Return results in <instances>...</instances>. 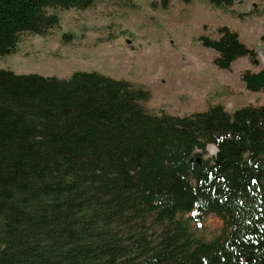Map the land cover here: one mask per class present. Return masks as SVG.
<instances>
[{
    "label": "trees",
    "instance_id": "16d2710c",
    "mask_svg": "<svg viewBox=\"0 0 264 264\" xmlns=\"http://www.w3.org/2000/svg\"><path fill=\"white\" fill-rule=\"evenodd\" d=\"M94 1L0 0V56L58 26L49 9ZM218 35L198 38L217 68L254 58L236 31ZM241 79L264 92L263 69ZM150 96L95 70L0 68V264H264V105L178 115ZM210 214L223 228L205 240L192 223Z\"/></svg>",
    "mask_w": 264,
    "mask_h": 264
},
{
    "label": "rangeland",
    "instance_id": "374dc122",
    "mask_svg": "<svg viewBox=\"0 0 264 264\" xmlns=\"http://www.w3.org/2000/svg\"><path fill=\"white\" fill-rule=\"evenodd\" d=\"M49 10L60 16L59 25L44 34H21L16 49L0 56V68L63 78L95 70L149 90L143 105L152 112L264 105V92L247 90L241 79L247 69L264 70V0H95L86 9ZM222 25L237 32L254 58L239 57L229 69L213 64L215 51L198 38H217ZM210 145L204 158L214 155ZM222 228L214 214L192 223L205 240Z\"/></svg>",
    "mask_w": 264,
    "mask_h": 264
},
{
    "label": "water",
    "instance_id": "95a60500",
    "mask_svg": "<svg viewBox=\"0 0 264 264\" xmlns=\"http://www.w3.org/2000/svg\"><path fill=\"white\" fill-rule=\"evenodd\" d=\"M214 146H215V145H214ZM216 150H217V148H216V146H215L214 154H216ZM196 161L199 162V161H200V158H199V157H196Z\"/></svg>",
    "mask_w": 264,
    "mask_h": 264
},
{
    "label": "bare ground",
    "instance_id": "6f19581e",
    "mask_svg": "<svg viewBox=\"0 0 264 264\" xmlns=\"http://www.w3.org/2000/svg\"><path fill=\"white\" fill-rule=\"evenodd\" d=\"M210 150L213 152L215 150V147L213 145H210Z\"/></svg>",
    "mask_w": 264,
    "mask_h": 264
}]
</instances>
